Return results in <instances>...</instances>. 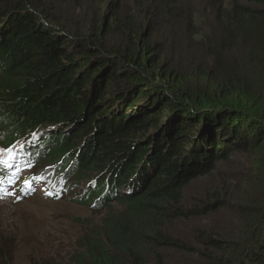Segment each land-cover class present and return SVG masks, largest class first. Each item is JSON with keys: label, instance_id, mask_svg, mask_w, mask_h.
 Returning a JSON list of instances; mask_svg holds the SVG:
<instances>
[{"label": "trees", "instance_id": "16d2710c", "mask_svg": "<svg viewBox=\"0 0 264 264\" xmlns=\"http://www.w3.org/2000/svg\"><path fill=\"white\" fill-rule=\"evenodd\" d=\"M215 13L212 60L182 66L165 36L183 40L196 18L177 0H0L7 182L27 197L43 177L49 199L126 207L107 240L95 229L84 238V264H170L169 250L187 264H264V201L243 206L233 233L198 235L200 248L173 230L232 208L216 189L188 207L185 190L238 154L252 157L264 188V0ZM235 41L258 53L256 77L228 55Z\"/></svg>", "mask_w": 264, "mask_h": 264}, {"label": "rangeland", "instance_id": "374dc122", "mask_svg": "<svg viewBox=\"0 0 264 264\" xmlns=\"http://www.w3.org/2000/svg\"><path fill=\"white\" fill-rule=\"evenodd\" d=\"M177 1L183 10L193 12L196 26L183 40L180 36H165L168 40L165 51L171 58L180 59L182 66H188L190 62L200 58L210 63L212 59L207 45L217 42L222 33L218 29L215 12L218 8L222 11L231 9L232 0ZM200 43L203 46L198 45ZM242 44L239 41L230 42L228 46H231V51L228 55L233 56L249 76L256 77L259 73L258 63L249 58V53H258L252 45L243 47ZM163 121L164 119L160 121V125ZM256 170L252 157L238 154L231 162L220 165L215 174L192 183L185 190L186 206H195L203 197L201 195L216 189L230 194L233 199L232 208L192 221L177 222L173 225L174 232L193 244L194 248H200L195 243L200 234L220 238L219 232L233 233L238 228L239 220L245 216L243 206L254 207L264 201V188L256 186L259 188L257 190L254 187V182L262 184L261 175ZM26 175L23 172L20 177L24 178ZM7 191L8 195H4ZM1 194V264H84L90 257L87 252L90 249L86 248L84 238L95 229L107 240V230L112 221L120 218L126 211V207L118 203L92 208L77 204L68 197L49 199L36 184L32 194L27 197L20 196L16 188L13 191L12 188L5 190ZM164 254L170 264H187L183 255L176 250H169Z\"/></svg>", "mask_w": 264, "mask_h": 264}, {"label": "snow or ice", "instance_id": "6c2138e0", "mask_svg": "<svg viewBox=\"0 0 264 264\" xmlns=\"http://www.w3.org/2000/svg\"><path fill=\"white\" fill-rule=\"evenodd\" d=\"M10 183H15V181H12V180H10L9 181ZM30 182H28V181H25V184H29ZM3 184V181L2 180H0V185H2Z\"/></svg>", "mask_w": 264, "mask_h": 264}]
</instances>
